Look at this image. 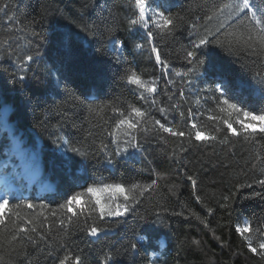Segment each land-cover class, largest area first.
Masks as SVG:
<instances>
[{
	"label": "trees",
	"instance_id": "obj_1",
	"mask_svg": "<svg viewBox=\"0 0 264 264\" xmlns=\"http://www.w3.org/2000/svg\"><path fill=\"white\" fill-rule=\"evenodd\" d=\"M8 2L11 7L7 13H0V35L6 34L7 16L12 15L15 18L12 23L17 27L13 33V46L26 45L31 41L30 47L38 55L27 72L28 79L21 85L9 75L15 71L11 59L0 52L4 55L0 59V112L4 107L8 110V131L0 128V163L3 164L0 173L5 174L7 183L12 182L16 188L10 191L0 185L1 193L7 189L11 196L16 197L13 203L31 200L36 205L43 203L55 209L67 195L89 184H148L156 180L155 189L145 193L137 207L138 215L127 217L104 239L94 241L73 228L72 241L78 251L82 250L86 264H100L105 251L121 248L127 238L140 230V215L156 221L144 226L146 232H140L151 237L149 252L156 253L152 257L156 264H264V257L251 253L234 228L237 221L244 219L252 220L257 226L264 225V198L244 199L264 189L259 186L242 189L228 201V207H220L224 203L222 197L234 192L237 184L251 183L261 175L264 134L257 132L247 140L244 136H229L226 145L219 143L225 133L218 134L216 141H193L191 146L185 142L186 150L177 159L170 154L180 144L178 139L165 134V142L154 134L138 133L140 151L129 148L126 153L114 157V163H107L98 147L101 140L110 144L107 132L114 123L112 106L126 109L128 104H136L147 107L133 86L119 80L123 70L131 65L145 79L161 77V90L167 84L155 57L150 56V45L143 29L132 33L127 31L125 18L134 12V8L129 5V0ZM221 2L152 0V6L160 5L173 16L185 17V21H195L200 17L199 23L203 24V17L209 14L212 5ZM253 2L258 8L264 6V0ZM85 4L89 5L87 9H84ZM109 10L117 16L115 37L127 45L119 63L116 61L117 50L104 39L107 35L104 18L108 17ZM31 21H35L30 28L37 33L35 36L23 30ZM93 23L100 26L95 35L82 32L77 27L78 24ZM178 25L172 37H157L155 42L173 68L187 69L190 65L178 50L181 46H190L196 37L189 35L186 22L178 21ZM69 40L70 47L66 46ZM137 42L146 45L143 53L134 49ZM98 48L102 51L98 52ZM198 56L205 59L206 65L193 75L191 91L187 86L184 88L189 101L184 105L185 111L189 106L196 107L193 101L200 89H214L217 82L226 85L229 95L257 110L264 109V100L261 99L264 89L253 79L254 73H264V60L216 44L199 49ZM200 95L205 98L201 99L203 115L198 123L208 133L216 134V122L207 117L209 114H224L216 110V104L205 93L200 92ZM161 98L166 100L164 96ZM89 104L108 106L101 114L103 119L89 114ZM153 114L160 118L158 112ZM173 116L174 122H179V116L174 113L169 115V119ZM56 138L60 139V148L52 143ZM64 140L80 147L87 155L67 152ZM16 148L21 150L18 155L13 153ZM110 148L115 152V145L110 144ZM6 150H10L9 157ZM257 155H260V160L256 159ZM5 162L14 165H5ZM253 163L256 164L255 169ZM187 175L197 180L195 194ZM196 196L201 198L200 201ZM165 207L168 211L163 210ZM207 208L213 212L209 214ZM39 210L24 206L18 209L24 215H34ZM173 211H183L184 215H171ZM157 212L159 219L155 215ZM193 212L201 219L191 215ZM45 215L48 223L52 224L54 218L48 209ZM56 227L58 225L53 224V235ZM8 229H12L10 222ZM40 230L46 231L47 228ZM9 235L10 232L6 231L5 240ZM32 235L39 240L35 233ZM160 242L164 243L163 248ZM12 248H18V245L0 244V255L4 257L0 264H9V261L11 264H52L51 258H46L47 247L42 241L33 246L25 240V248L19 251L26 254L12 251ZM147 259L143 253L134 260L117 256L113 264H146Z\"/></svg>",
	"mask_w": 264,
	"mask_h": 264
},
{
	"label": "snow or ice",
	"instance_id": "obj_2",
	"mask_svg": "<svg viewBox=\"0 0 264 264\" xmlns=\"http://www.w3.org/2000/svg\"><path fill=\"white\" fill-rule=\"evenodd\" d=\"M129 5L134 8V12L125 18L127 31L132 33L143 29L150 45V56L155 57V62L161 69L163 78H166L167 84L161 90L159 84L161 77L145 79L131 65L123 70L119 80L133 86L139 92V99L147 107L136 104H128L126 109L112 106L114 123L107 135L111 138L110 144L115 145V152L111 150L110 144L103 140L98 147V152L104 155L107 163H114V157L126 153L129 148L140 151L138 133L154 134L157 139L165 142H167L166 136L178 139L180 144L170 154L177 159L180 158V153L186 150L185 142L191 146L193 141H216L219 138L218 134L225 133L223 139H219V143L226 145L229 143V136H244L247 140L254 137L257 132L264 134V109L257 110L243 100L229 95L226 85L220 82L216 83L214 89H200V92L205 93L216 104V110L224 114L223 116L209 114L207 117L208 120L216 122V134L208 133L207 129L198 123L200 116L203 115L200 111L201 99L205 98L201 97L200 92L196 93L193 101L196 107L189 106L187 111L184 110V105L189 103L184 88L187 86L191 91L193 75L206 65L205 59L198 56L199 49L216 44L220 47H227L229 50H240L249 56L264 60V6L258 8L253 0H222L218 5H212L209 14L203 17V24H200V17H196L195 21H185V17L173 16L160 5L153 7L152 0H129ZM10 7L8 0H0V13H7ZM88 7V4L84 5V9ZM14 19L12 15L7 16L6 34L0 35V52L6 54L14 65L15 71L9 73L13 81L23 85V82L28 79L27 72L30 70V65L38 54L31 49V41L26 45L13 46V33L17 30L16 25L12 23ZM116 20V14L109 10L108 17L104 18V32L107 33L104 39L117 50L116 61L119 63L127 45L115 37ZM178 21L186 22L189 35L196 37L191 41L190 46H181L178 50L182 59L190 65L187 69L173 68L155 42L157 37L161 39L172 37L179 26ZM34 23L35 21H31L23 28L32 36L37 35L34 31H30ZM77 27L82 32L95 35L100 26L93 23L78 24ZM66 46H71V40ZM133 47L141 53L146 50V45L139 42L134 43ZM97 51H102V49L98 48ZM3 54H0V59L4 58ZM253 79L264 89V73H254ZM177 84H179L178 88ZM162 96L166 97V100L162 99ZM261 99L264 100V91L261 93ZM107 107V105L89 104L88 112L90 115L103 119L101 114ZM153 112H158L160 118H157ZM173 113L179 116V122H174L175 116L169 119V115ZM7 115V107H4V110L0 112V128L4 131H8ZM52 143L57 148L61 147L59 138L53 139ZM63 144L67 145V152L77 156L87 155L86 152L81 151L80 147L68 140H64ZM256 159L260 160V155H257ZM252 167L255 169L256 164L253 163ZM260 171L261 175L251 183L237 184L234 192L224 195L222 197L224 203L220 207H228V201L234 199L242 189H252L254 186L264 189V168ZM186 179L191 182L195 194L197 180L192 175H187ZM156 184V180L148 184L139 182L131 185L120 182L89 184L82 190L73 191L67 195L63 203L55 209L43 203L36 205L31 200L13 203L16 197L11 196L5 189L0 193V244L6 243L10 247L18 245V248L11 250L19 251L25 248V240L33 246L42 241L47 247L46 258H51L52 264H86L82 250L78 251L75 242L72 241L73 228L75 227L94 241L104 239L107 233L112 232L117 225L124 223L127 217L138 215L137 207L142 203L144 194L154 190ZM255 198H264V191L253 192L250 196L244 197V199ZM196 199L200 201L201 198L196 196ZM22 206L34 211L37 208L40 210L34 215H24L18 211ZM46 209L54 218L52 224L48 223V216L45 215ZM163 210L168 211L166 207ZM207 211L209 214L213 212L211 208H207ZM155 215L159 219V212ZM171 215L180 217L184 213L173 211ZM191 215L201 219L195 212ZM139 220L140 230L121 244L123 251L121 248L105 251L100 264H113L117 256H127L134 260L142 253L148 257L146 264H156V261L152 259L156 253L149 252L151 237L147 234H140V232H146L145 225L156 221H150L148 216L144 215H140ZM9 222L12 229H8ZM202 222L207 223L205 220ZM53 224L58 225L55 228V235H53ZM42 227H46L47 230L41 231ZM234 228L251 253L264 257V225L257 226L252 220L244 219L237 221ZM6 231L10 232L7 240L4 238ZM33 233L39 237V240L33 237ZM160 247H164L163 242H160ZM19 254L26 253L19 251ZM3 261V255H0V262Z\"/></svg>",
	"mask_w": 264,
	"mask_h": 264
},
{
	"label": "rangeland",
	"instance_id": "obj_3",
	"mask_svg": "<svg viewBox=\"0 0 264 264\" xmlns=\"http://www.w3.org/2000/svg\"><path fill=\"white\" fill-rule=\"evenodd\" d=\"M21 152V150H19V149H14V151H13V153L15 154V155H18L19 153ZM12 153V152H11ZM6 155H7V157H9V155H10V150H6ZM21 159H23L22 157H21ZM5 165L7 164H10V163H7V162H5L4 163ZM12 164V163H11ZM10 164V165H11ZM16 164V163H15ZM14 165V163L12 164V166ZM2 166H3V164H2V162L0 163V170L2 171L3 169H2ZM7 168H9L8 166H7ZM5 178V174H1L0 173V185H2V186H4V187H6L8 190H15L16 188H15V186H14V184L11 182H9V184L7 183V180L6 179H4Z\"/></svg>",
	"mask_w": 264,
	"mask_h": 264
}]
</instances>
